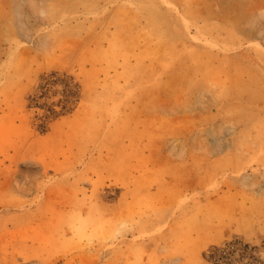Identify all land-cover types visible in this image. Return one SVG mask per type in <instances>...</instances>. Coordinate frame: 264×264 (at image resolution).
<instances>
[{"label": "rangeland", "instance_id": "obj_1", "mask_svg": "<svg viewBox=\"0 0 264 264\" xmlns=\"http://www.w3.org/2000/svg\"><path fill=\"white\" fill-rule=\"evenodd\" d=\"M264 264V0H0V264Z\"/></svg>", "mask_w": 264, "mask_h": 264}, {"label": "trees", "instance_id": "obj_2", "mask_svg": "<svg viewBox=\"0 0 264 264\" xmlns=\"http://www.w3.org/2000/svg\"><path fill=\"white\" fill-rule=\"evenodd\" d=\"M232 249L229 245L225 247H213L208 254V259L212 264H221L233 261Z\"/></svg>", "mask_w": 264, "mask_h": 264}]
</instances>
